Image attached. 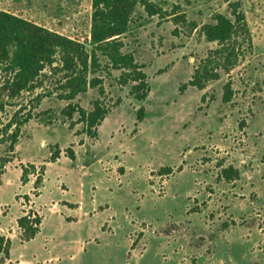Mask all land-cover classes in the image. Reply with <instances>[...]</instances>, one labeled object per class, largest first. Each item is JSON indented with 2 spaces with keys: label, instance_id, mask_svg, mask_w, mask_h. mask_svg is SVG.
<instances>
[{
  "label": "rangeland",
  "instance_id": "1",
  "mask_svg": "<svg viewBox=\"0 0 264 264\" xmlns=\"http://www.w3.org/2000/svg\"><path fill=\"white\" fill-rule=\"evenodd\" d=\"M148 1L149 7L135 4L118 38L120 51L132 54L146 75L147 95L139 99L133 71L112 65L91 40V0H0V9L69 36L88 53L84 91L71 95L66 83L71 69L57 52L32 84L4 97L0 234L14 239L7 264L19 259L32 264H264V0ZM235 1L250 32L248 42L239 40L237 64L201 88L189 85L194 69L218 47L206 40L202 26L219 13L229 15V3ZM12 78L0 66V86ZM227 82L231 99L223 102ZM96 105L106 112L99 124L88 127L81 110L88 113ZM9 120L13 125L6 129ZM15 125L19 136L10 151ZM60 152L56 166L69 189L71 171L91 165L114 169L121 178L112 180L114 208L126 214L129 226L108 236L91 220L71 221L52 234L54 217H49L41 235L19 243L14 215L27 202L23 192L38 175L42 178L44 168L31 161L55 159ZM23 166L32 174L26 186ZM57 193L70 196L64 189ZM94 235L98 241L90 240ZM45 237L59 238L60 244L45 248ZM81 239L86 245L79 249Z\"/></svg>",
  "mask_w": 264,
  "mask_h": 264
},
{
  "label": "trees",
  "instance_id": "2",
  "mask_svg": "<svg viewBox=\"0 0 264 264\" xmlns=\"http://www.w3.org/2000/svg\"><path fill=\"white\" fill-rule=\"evenodd\" d=\"M91 2L94 9L90 29L91 40L107 55L112 65L130 68L133 71L134 74H131L130 79L135 81V84L132 88L137 92L141 90L137 98L146 97L148 91L146 75L138 70L132 54L120 51L121 43L118 38L126 31L135 4L142 2L148 7L151 4L148 0H91ZM229 13V15L219 13L214 17L213 22L202 26L206 40L216 42L218 47L209 50L203 59V64L194 69L188 81L189 85L201 88L207 81L219 76L221 71L228 73L237 64L240 55L239 40L248 42L250 32L244 11L240 8L238 1L229 3ZM57 52H61L67 68L71 69L66 77L67 87L73 90L71 95L84 91L87 86L88 53L79 42L21 15L0 9V66L13 73V78L0 86V112L4 107V97H13L32 84L43 66L54 61ZM90 55L91 59L95 60L94 51H91ZM212 62L213 65H211ZM230 99L231 90L227 82L224 85L222 100L228 102ZM105 112L104 108L96 105L91 112L81 110V119L88 127H92L99 124ZM142 115L143 108L140 107L137 110V118L141 119ZM12 125L13 122L9 120L4 127L8 129ZM18 136V127L15 125L9 134L10 151L13 150ZM68 151L69 157L73 158V152L70 149ZM223 174L226 178L231 177L228 168L223 169ZM27 175V168L23 166L21 180L27 181ZM40 182L41 176L38 175L34 181L33 195H37ZM25 198L28 202L30 196L26 194ZM41 219V216L32 209L17 218L22 241L29 240L36 235ZM10 245V238L0 234L2 255L0 261L9 258Z\"/></svg>",
  "mask_w": 264,
  "mask_h": 264
},
{
  "label": "crops",
  "instance_id": "3",
  "mask_svg": "<svg viewBox=\"0 0 264 264\" xmlns=\"http://www.w3.org/2000/svg\"><path fill=\"white\" fill-rule=\"evenodd\" d=\"M62 156L63 152H60L55 159H34L31 161L35 165L38 163H42L44 165L41 182L39 188L37 189V195L31 196L30 194V191L33 190V186H29L27 190L23 192L28 194L30 199L28 202L23 203L20 206L19 213L14 215V222H16L17 225V218L26 213L29 209L37 212L42 219L39 231L33 238L26 241H22L20 237L17 238L20 244H24L41 235L43 232L44 222L49 217H54L52 218L54 220L52 234L58 233L59 225L61 223L71 221L78 222L79 225H81L83 221L91 220L98 229L102 232L108 233V236L110 234L114 235L115 231L118 232L122 230L124 226H129L126 214H123V212L120 211L118 212L116 211V208H114L115 203L118 201L113 193L112 180L114 179L115 181L121 179H117L118 176H115L114 169L107 171L105 167L91 165L89 167H81L71 171L73 176L70 180L72 179L74 183H71L70 180L67 181L73 184L72 188L69 189L66 186V181H63V178L59 175L58 166H56ZM122 175L123 174L119 176L122 177ZM31 176L32 174L28 175L29 179L27 178L25 186L32 182L30 178ZM121 186L122 185L119 187ZM63 189L69 192L70 196L62 197V195H58L57 191ZM153 216L156 217V213H154ZM9 238L12 244L14 239L11 237ZM89 238L90 240L98 241L96 235ZM85 242L86 240L84 239L78 240V248L82 249L86 245ZM44 244H46L45 248L47 246H49V248H53L60 244V240L59 238L55 239L54 237L49 240L45 237ZM10 258L9 250V258L0 261V264L12 263ZM50 258L53 257H48V260ZM48 260L46 262H48ZM54 260H56V257L52 259V262ZM16 263L32 264V261L30 259H19L16 260Z\"/></svg>",
  "mask_w": 264,
  "mask_h": 264
}]
</instances>
